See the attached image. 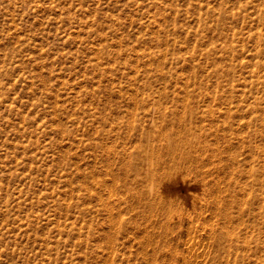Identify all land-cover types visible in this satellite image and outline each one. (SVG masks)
Listing matches in <instances>:
<instances>
[{
	"label": "rangeland",
	"instance_id": "obj_1",
	"mask_svg": "<svg viewBox=\"0 0 264 264\" xmlns=\"http://www.w3.org/2000/svg\"><path fill=\"white\" fill-rule=\"evenodd\" d=\"M0 264H264V0H0Z\"/></svg>",
	"mask_w": 264,
	"mask_h": 264
}]
</instances>
